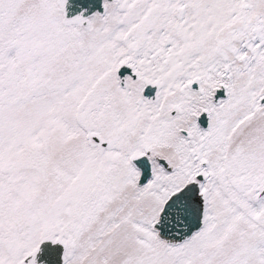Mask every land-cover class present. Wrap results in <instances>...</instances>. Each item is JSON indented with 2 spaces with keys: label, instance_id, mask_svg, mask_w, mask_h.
<instances>
[{
  "label": "snow or ice",
  "instance_id": "snow-or-ice-1",
  "mask_svg": "<svg viewBox=\"0 0 264 264\" xmlns=\"http://www.w3.org/2000/svg\"><path fill=\"white\" fill-rule=\"evenodd\" d=\"M0 264H264V0H0Z\"/></svg>",
  "mask_w": 264,
  "mask_h": 264
}]
</instances>
